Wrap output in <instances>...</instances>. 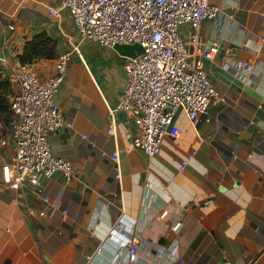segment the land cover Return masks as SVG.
<instances>
[{
    "label": "crops",
    "instance_id": "1",
    "mask_svg": "<svg viewBox=\"0 0 264 264\" xmlns=\"http://www.w3.org/2000/svg\"><path fill=\"white\" fill-rule=\"evenodd\" d=\"M211 3L221 8L219 17L201 25L197 42L188 27L183 37L194 57L218 45L204 67L223 100L193 123L181 112L179 138H166L150 158L133 145L136 127L125 113L113 112L108 134L126 57L82 41L61 0H0V76L13 92L11 75L21 65L46 78L62 54L74 51L57 96L72 127L52 132L49 143L54 156L76 168L71 181L61 174L43 180L52 206L28 185L10 188L1 169L14 156V116L0 122V264H87L88 258L90 264H128L125 243L131 241L139 250L136 264H264V44L254 46L264 39V0ZM54 9L59 17L51 16ZM39 36L47 42L22 64ZM118 220V234L108 240Z\"/></svg>",
    "mask_w": 264,
    "mask_h": 264
},
{
    "label": "built area",
    "instance_id": "2",
    "mask_svg": "<svg viewBox=\"0 0 264 264\" xmlns=\"http://www.w3.org/2000/svg\"><path fill=\"white\" fill-rule=\"evenodd\" d=\"M61 3L62 9L72 17L82 41L106 49L134 44L144 49L141 55L126 58V81L117 107L108 113L109 135L114 131L113 112L125 113L136 127L133 145L154 158L166 138H179L181 131L176 122L181 112L193 123L223 100L204 67L205 60H213L218 54V45L194 57L183 37V30L188 27L191 41L197 42L201 25L219 17L221 8L211 0H61ZM50 14L60 16L56 9ZM263 44V38L254 42L257 50ZM73 53L62 54L49 77H41L28 65H21L11 75L17 86L10 97L14 156L2 166L3 181L10 188L30 186L37 199L51 206L52 201L44 195L43 180L57 174L67 181L76 177L75 166L54 156L49 143L52 132L65 125L72 127L64 121L57 96ZM227 54L230 55V50ZM237 66L240 68L243 64ZM194 155L195 152L182 160L179 173L185 172ZM102 156L106 157L107 153L102 152ZM111 159L116 163V178L120 179L119 156L114 153ZM40 216H46V212L42 211ZM120 226L121 220H118L108 240L117 236ZM179 226L173 230L177 231ZM125 245L129 246L127 263L136 264L137 246L132 241ZM102 251L103 247L97 249V253ZM178 251L175 246L170 254L175 257Z\"/></svg>",
    "mask_w": 264,
    "mask_h": 264
},
{
    "label": "trees",
    "instance_id": "3",
    "mask_svg": "<svg viewBox=\"0 0 264 264\" xmlns=\"http://www.w3.org/2000/svg\"><path fill=\"white\" fill-rule=\"evenodd\" d=\"M45 37L39 36L36 38L34 42H31L28 44V49L26 52L20 57L22 64H27L32 60V56L36 52V47L40 45L41 43H46L47 40H45ZM30 47V51H29ZM12 82L7 78L3 79L0 76V119L2 120L1 123L3 124H9L12 120V110L10 105V97L13 95L12 90Z\"/></svg>",
    "mask_w": 264,
    "mask_h": 264
},
{
    "label": "water",
    "instance_id": "4",
    "mask_svg": "<svg viewBox=\"0 0 264 264\" xmlns=\"http://www.w3.org/2000/svg\"><path fill=\"white\" fill-rule=\"evenodd\" d=\"M114 50H116L121 56L126 58H135L144 52L142 46L138 44L134 45H117Z\"/></svg>",
    "mask_w": 264,
    "mask_h": 264
},
{
    "label": "rangeland",
    "instance_id": "5",
    "mask_svg": "<svg viewBox=\"0 0 264 264\" xmlns=\"http://www.w3.org/2000/svg\"><path fill=\"white\" fill-rule=\"evenodd\" d=\"M0 122H2V120L0 119Z\"/></svg>",
    "mask_w": 264,
    "mask_h": 264
}]
</instances>
